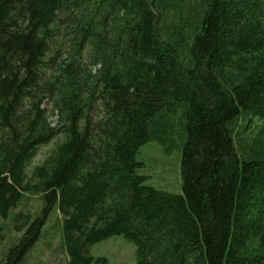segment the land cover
I'll return each instance as SVG.
<instances>
[{
  "label": "trees",
  "instance_id": "trees-1",
  "mask_svg": "<svg viewBox=\"0 0 264 264\" xmlns=\"http://www.w3.org/2000/svg\"><path fill=\"white\" fill-rule=\"evenodd\" d=\"M254 118L264 0H0V217L41 200L0 264H23L56 209L68 264H111L90 250L114 235L137 264H264ZM151 141L181 151L182 194L141 174Z\"/></svg>",
  "mask_w": 264,
  "mask_h": 264
},
{
  "label": "rangeland",
  "instance_id": "rangeland-1",
  "mask_svg": "<svg viewBox=\"0 0 264 264\" xmlns=\"http://www.w3.org/2000/svg\"><path fill=\"white\" fill-rule=\"evenodd\" d=\"M69 51L70 49L67 52L62 51V59L68 58ZM84 62L87 63V59H84ZM48 109L51 108L48 107ZM49 121L54 125L56 123V118L51 112H49ZM263 126L264 121L254 118L248 133L253 134ZM62 140L60 136L41 147L29 166L28 173L30 174L36 166L43 164ZM141 152L144 157L141 156L142 161L145 159L146 162L141 174L149 176L148 184L170 193L182 194L181 151L178 146L174 147L171 153H166L161 145L151 141L142 147ZM40 207L39 195H30L20 208L13 211V214L22 213L23 216L19 220H12L13 214L7 220L0 217V260L4 252L24 233ZM59 217L56 209L43 229V238L31 250L23 264H68L62 228L57 222ZM90 253L96 257H106L111 264H137L136 246L123 235H114L93 245Z\"/></svg>",
  "mask_w": 264,
  "mask_h": 264
}]
</instances>
